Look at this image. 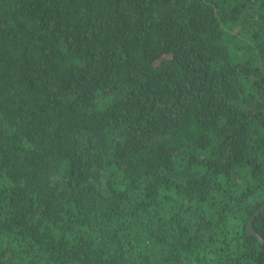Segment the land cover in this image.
Returning a JSON list of instances; mask_svg holds the SVG:
<instances>
[{"label": "trees", "instance_id": "1", "mask_svg": "<svg viewBox=\"0 0 264 264\" xmlns=\"http://www.w3.org/2000/svg\"><path fill=\"white\" fill-rule=\"evenodd\" d=\"M0 264H264V0H0Z\"/></svg>", "mask_w": 264, "mask_h": 264}, {"label": "water", "instance_id": "2", "mask_svg": "<svg viewBox=\"0 0 264 264\" xmlns=\"http://www.w3.org/2000/svg\"><path fill=\"white\" fill-rule=\"evenodd\" d=\"M254 233V232H253Z\"/></svg>", "mask_w": 264, "mask_h": 264}]
</instances>
